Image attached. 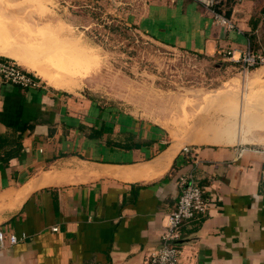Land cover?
I'll return each mask as SVG.
<instances>
[{"label":"crops","instance_id":"1","mask_svg":"<svg viewBox=\"0 0 264 264\" xmlns=\"http://www.w3.org/2000/svg\"><path fill=\"white\" fill-rule=\"evenodd\" d=\"M135 1L134 24L166 46L237 64L246 50L264 52V0H225L218 11L231 29L194 0ZM111 111L0 78V227L26 236L0 251V264H146L188 173L209 207L182 222L178 263L264 264V152L239 138L166 141Z\"/></svg>","mask_w":264,"mask_h":264},{"label":"rangeland","instance_id":"2","mask_svg":"<svg viewBox=\"0 0 264 264\" xmlns=\"http://www.w3.org/2000/svg\"><path fill=\"white\" fill-rule=\"evenodd\" d=\"M137 5L135 0H0V40L76 86L71 97L115 109L110 118L129 112L136 122L160 128L166 141L239 138L244 146L264 147V65L245 70L226 59L166 46L134 24Z\"/></svg>","mask_w":264,"mask_h":264},{"label":"built area","instance_id":"3","mask_svg":"<svg viewBox=\"0 0 264 264\" xmlns=\"http://www.w3.org/2000/svg\"><path fill=\"white\" fill-rule=\"evenodd\" d=\"M208 9L214 20L231 29L233 24L219 13L218 8L225 0H194ZM264 16V12H263ZM234 51H227L225 55L233 58ZM243 69L248 70L264 65V52L252 50L244 51L240 58L236 60ZM0 78L4 84L12 85L23 90H37L45 88L42 80L35 74L25 70L16 61L0 56ZM264 152V147L259 148ZM182 153L188 155L192 162H196V149L187 145L182 148ZM264 180V167H263ZM179 197L176 208L166 217V225L161 236L159 249L152 253L146 264H179L180 254L177 243L180 240V227L184 220L194 218L199 214H204L209 207L208 199L205 197L206 191L200 186L191 173L179 175L177 177ZM26 236L22 235L21 239ZM18 236L5 232L0 227V251L11 247L21 241Z\"/></svg>","mask_w":264,"mask_h":264},{"label":"bare ground","instance_id":"4","mask_svg":"<svg viewBox=\"0 0 264 264\" xmlns=\"http://www.w3.org/2000/svg\"><path fill=\"white\" fill-rule=\"evenodd\" d=\"M4 26V25H3ZM28 29V28H27ZM4 30V28H3ZM53 34V33H52ZM61 39V38H60ZM4 41V40H3ZM56 41V40H55ZM19 42V41H18ZM7 43V42H6ZM79 47V46H78ZM81 50V49H80ZM79 50V52H80ZM21 51V50H20ZM27 51V50H26ZM71 52V51H70ZM84 54V53H83ZM0 55L2 56H6L8 58H11L13 60H15L19 65L23 66L25 69L32 71L36 76H38L39 78H41V80H43L44 82H46L47 84H49L50 86L60 89V90H65L68 92H74L76 90V86L68 84L66 82H64L63 80H61V78H57L54 76L49 75L46 71H44L41 67L37 66L36 64H32L30 63L28 60L21 58L19 55H17V53L13 52L11 49H9L5 43H3L0 40ZM48 56V55H47ZM85 57V56H84ZM87 58V57H86ZM85 60V59H84ZM83 60V61H84ZM87 60V59H86ZM93 60V59H92ZM91 60V61H92ZM63 61V60H62ZM97 61V60H96ZM90 62V61H89ZM95 62V61H94ZM84 63V62H83ZM93 63V62H92ZM81 64V63H80ZM91 64V63H89ZM88 64V65H89ZM99 64V63H98ZM84 65H86L84 63ZM92 65H96V64H92ZM91 65L87 66V69H91L89 68ZM94 69V68H93ZM58 71V70H57ZM86 73H88L85 71V75ZM80 74V73H79ZM57 76V75H56ZM66 76V75H65ZM84 76V75H83ZM74 79V78H73ZM79 83V82H78ZM218 96V95H217ZM215 97V96H214ZM232 98V97H231ZM208 104V103H207ZM224 134V133H223ZM226 134V133H225ZM224 134V135H225ZM227 136V135H226ZM246 140V139H245ZM221 141V140H220ZM236 140H233V142ZM232 142V141H231ZM217 143H219V141H217ZM220 144H222L220 142Z\"/></svg>","mask_w":264,"mask_h":264}]
</instances>
